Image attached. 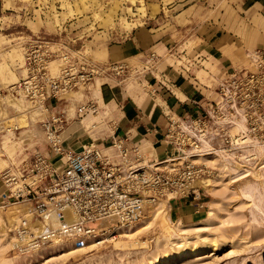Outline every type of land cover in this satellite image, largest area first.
Instances as JSON below:
<instances>
[{"label": "rangeland", "instance_id": "rangeland-1", "mask_svg": "<svg viewBox=\"0 0 264 264\" xmlns=\"http://www.w3.org/2000/svg\"><path fill=\"white\" fill-rule=\"evenodd\" d=\"M248 2L0 0V91L9 90L25 75V52L32 45L47 42L54 50L73 56L83 55L89 61L101 64L102 46L114 45L121 40L120 36L140 27L153 29L157 38L174 32L176 44L171 47L173 49L186 42L191 45L197 40L199 29L216 28L220 34L232 36L234 52L242 57L240 67H247L248 54L264 50V15L248 10ZM188 8V13H182ZM197 17L199 22L193 21ZM190 18H193L192 22ZM184 30H188L187 33ZM192 45V48L196 47V44ZM152 53L163 55L160 49L148 55ZM58 65V62L54 63L52 69L57 71ZM134 79L132 76L127 80L129 87L139 86ZM95 81H98L96 87L93 82L87 90L67 96L68 99L74 98L67 110L74 117L78 101L86 103L91 100L100 106V113L81 119L71 118L61 134L78 122L81 130L74 126L75 138L84 134L83 145L95 142L105 152H111L108 148L111 145L108 122L118 123L111 114L118 108L114 104L110 107L104 105L101 94H98L100 80ZM4 103L2 119L6 120L0 127L12 129L13 134L0 136L3 137L0 175L14 169L36 149L49 151L43 144L48 141H43L38 134L43 130L40 119H47L49 113L33 109L27 100L13 93L6 95ZM63 109L60 107L55 114H60ZM101 117L107 119L102 121ZM16 127L19 129L14 131ZM242 128V123L235 126L232 136H239ZM32 131L36 132L35 140L27 143L22 139L23 135ZM146 147L151 148L148 143ZM197 159L195 165L203 170L197 201H163L157 206L159 217L135 238L129 239L126 235L133 234L142 225L108 234L103 242L93 243L74 254L61 246L16 253L13 251L15 237L10 233L15 228H10L9 211H16L23 205L5 210L0 208V264H264V149L240 146L226 154H207ZM4 190L0 179V195ZM2 227H5V233Z\"/></svg>", "mask_w": 264, "mask_h": 264}, {"label": "built area", "instance_id": "built-area-1", "mask_svg": "<svg viewBox=\"0 0 264 264\" xmlns=\"http://www.w3.org/2000/svg\"><path fill=\"white\" fill-rule=\"evenodd\" d=\"M159 58L156 53L148 55L149 70ZM248 59L247 67L221 76L209 74L208 83L199 82L216 96L205 113H164L169 127L162 140L173 147V153L152 162L141 143L134 142L128 133L119 135L114 121L108 122L111 152L95 142L73 152L61 140L64 125L71 118L94 116L101 110L91 100L78 101L73 117L67 109L74 98L68 99V95L87 90L96 79L135 78L141 69L125 63L98 64L83 55L54 50L47 42L29 47L25 75L9 90L0 91V126L6 120L2 119L4 99L13 93L33 109L49 113L39 124L50 139L43 143L48 152L36 149L0 175L5 188L0 208L28 207L29 218L21 216L18 227L10 231L17 240L13 251L26 254L53 246L81 250L103 242L108 234L144 223L163 201H197L203 172L194 163L198 157L226 154L240 146L264 149V50L249 53ZM56 62L59 65L54 71ZM60 107L64 109L55 114ZM239 123L243 128L234 137L231 131ZM0 129V136L13 134L12 129ZM152 131L156 129H149V134ZM70 216L75 220L69 221Z\"/></svg>", "mask_w": 264, "mask_h": 264}, {"label": "crops", "instance_id": "crops-1", "mask_svg": "<svg viewBox=\"0 0 264 264\" xmlns=\"http://www.w3.org/2000/svg\"><path fill=\"white\" fill-rule=\"evenodd\" d=\"M248 3V10H256L264 15V0H249ZM189 10L190 8L182 13H188ZM198 19L199 17L194 20L190 18V22H199ZM152 31L154 30L140 27L130 34L120 36L121 40L114 45L102 46L101 64L125 63L141 71L134 79L138 87H129V78H100L98 94H101L104 105L110 107L114 104L118 108L111 111V114L118 120L119 135H131L134 142L142 144L144 152L154 162L173 153V147L162 140L163 133L169 127L164 113L169 111L177 116L205 113L208 104L215 101L216 96L204 91L199 82L204 83L209 74L221 76L233 69H241L242 57L234 52L235 42L232 36L220 34L216 28L199 29L196 33L197 40L189 42L191 45L186 42L174 49L171 48L176 44L175 35H172L174 32L157 38ZM187 31L184 30V33ZM198 41L203 43L198 45ZM192 44H196V47L192 48ZM155 49L162 50L163 55H158V62L149 70L148 54ZM173 51L174 54H171ZM97 84L98 81H95L93 86L96 87ZM99 103L101 105L100 101ZM103 108L106 110V107ZM78 124L73 123L62 134L66 148L73 152H79L83 145L84 134L76 138L74 134V126L80 129ZM152 128L156 131L149 134L148 130ZM147 143L150 144V149L146 147ZM189 205L192 206L193 203Z\"/></svg>", "mask_w": 264, "mask_h": 264}, {"label": "bare ground", "instance_id": "bare-ground-1", "mask_svg": "<svg viewBox=\"0 0 264 264\" xmlns=\"http://www.w3.org/2000/svg\"><path fill=\"white\" fill-rule=\"evenodd\" d=\"M100 113V111L98 110V112H97V114H95V115H98ZM106 114V113H105ZM16 129L18 130V128L16 127ZM11 130V129H10ZM35 134H36V132H34V131H32V132H30V133H25L24 135H23V138L22 139H24V140H26V142L28 141V142H33L35 139ZM38 134L40 135V137H41V139L43 140V141H49V139H50V137H49V135L44 131V130H40L39 132H38ZM39 138V137H38ZM27 142V143H28ZM159 205H161V204H159ZM16 207H18V206H16ZM158 210V208L156 207L154 210H153V213L155 212V211H157ZM158 212V211H157ZM156 212V213H157ZM9 213L11 214V215H9V224H10V228H17L18 227V225L20 224V217H19V215L20 214H23L22 216H25V217H27V218H29V214H28V207L27 206H25V205H23V206H21L18 210H14L13 212L12 211H9ZM153 213H152V215L151 216H153ZM159 212L157 213V214H155L154 216H153V218H149V219H147L144 223H142L141 225H142V227H139V228H137V230L133 233V234H128V235H126V237H128L129 239H133V238H135V236H137L141 231H145V230H147L153 223H154V221L156 220V218H158L159 217ZM1 219V218H0ZM75 220V218L74 217H72V216H70L69 217V221H74ZM144 224V225H143ZM138 226H140V225H138ZM137 226V227H138ZM136 228V227H135ZM2 230H3V232L5 233V227H2ZM131 230H133V229H131ZM13 242H17V240L16 239H14L13 240ZM84 249H81V250H77V249H73V248H69V252H70V254H74V253H76V252H82ZM194 252V251H193Z\"/></svg>", "mask_w": 264, "mask_h": 264}]
</instances>
